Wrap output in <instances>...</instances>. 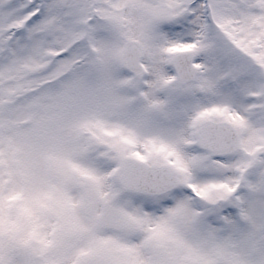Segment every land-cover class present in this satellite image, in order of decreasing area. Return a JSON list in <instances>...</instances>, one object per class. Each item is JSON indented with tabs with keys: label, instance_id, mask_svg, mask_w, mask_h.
Wrapping results in <instances>:
<instances>
[{
	"label": "snow or ice",
	"instance_id": "snow-or-ice-1",
	"mask_svg": "<svg viewBox=\"0 0 264 264\" xmlns=\"http://www.w3.org/2000/svg\"><path fill=\"white\" fill-rule=\"evenodd\" d=\"M0 264H264V0H0Z\"/></svg>",
	"mask_w": 264,
	"mask_h": 264
}]
</instances>
